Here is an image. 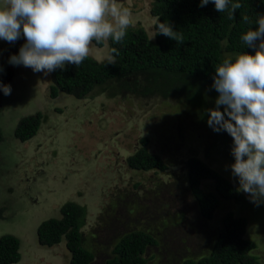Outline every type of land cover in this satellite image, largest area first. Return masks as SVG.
Instances as JSON below:
<instances>
[{"label":"rangeland","instance_id":"obj_1","mask_svg":"<svg viewBox=\"0 0 264 264\" xmlns=\"http://www.w3.org/2000/svg\"><path fill=\"white\" fill-rule=\"evenodd\" d=\"M136 1L140 5L135 0H116V4L131 11L130 27L140 24L152 37V0ZM3 3L0 0V6ZM21 44L11 55L18 53ZM8 45L0 40V60ZM110 49L109 40L103 46L93 42L89 54L102 62ZM16 68L9 82L11 95L0 97V236L12 235L21 242L17 264L69 263L64 243L42 247L36 237L38 225L59 217V208L66 202L86 207L82 232L85 247L94 255L92 264H104L115 239L131 230H147L158 241L143 256L147 264H182L189 257H201L211 249L222 218L230 212L247 218L245 238L256 244L255 264H264V203L260 208L241 209L222 201L212 220L196 212L186 189L184 164L189 157L196 154L237 189L238 183L226 168L232 163L208 148L205 132L191 136L177 97L143 94L140 86L145 79L139 76L140 85L132 81L131 89L117 92L111 85L82 100L67 94L51 99L49 75ZM36 113L43 116L39 132L19 143L14 137L18 122ZM144 137L149 151L168 165L167 171L128 168L127 157ZM202 188L213 191L214 184L206 181Z\"/></svg>","mask_w":264,"mask_h":264},{"label":"trees","instance_id":"obj_2","mask_svg":"<svg viewBox=\"0 0 264 264\" xmlns=\"http://www.w3.org/2000/svg\"><path fill=\"white\" fill-rule=\"evenodd\" d=\"M233 2L241 3L242 7L234 13L235 19L230 20L228 12H217L211 2L200 7V0H152L149 9V16L153 20L152 37L140 24L128 28L122 43L109 40L111 48H116L118 52V55L113 53L116 56L115 64H108L106 60L99 62L89 54L78 68L67 65L64 70L57 69L51 73L49 96L54 99L63 93L82 100L111 85L117 92L131 89L129 83L140 85L138 77L143 76L145 81L140 86L143 94L177 97L183 107L180 116L187 120L186 127L191 136L197 131H204L208 148L213 149L217 158L224 157L233 163L231 136L223 131L216 133L208 127L205 110L215 106L218 93L211 88L212 77L224 56L240 51L254 54L253 49L244 45L241 37L249 27H253V30L258 27L254 21L257 19L256 13H264V0ZM245 15L253 24L243 21ZM157 16L160 22H170L174 30L183 35V43H176L161 34L154 36ZM20 41L8 45L4 50L5 57L0 60L3 67L0 81L4 84L12 81L14 69H17L13 66L12 71H8L7 64L10 50H16ZM95 44L103 46V42ZM2 95L0 91V97ZM42 119L40 113L22 118L14 130L15 140L19 143L32 140L39 132ZM140 142V147L126 159L128 168L144 173L167 171L168 165L162 158L149 151L148 138L144 137ZM195 155L189 157L184 165L187 168L186 189L192 196L198 215L212 220L222 201L234 202L241 209L263 206L251 203L225 176ZM206 181L213 182V191L202 188V183ZM137 187L134 184V188ZM2 211L0 209V219ZM86 215V207L74 202L64 203L59 208V217L46 219L38 225V244L53 248L64 243L70 254L68 264H92L94 255L85 247L82 232ZM247 223V218H236L233 213H228L222 218L209 252L198 258L184 259L182 264H255L252 251L256 244L245 238ZM157 245L156 237L147 230L121 233L114 241L112 255L104 260V264H147L144 254L148 248ZM20 248L18 238L1 235L0 264H17L21 257Z\"/></svg>","mask_w":264,"mask_h":264},{"label":"clouds","instance_id":"obj_3","mask_svg":"<svg viewBox=\"0 0 264 264\" xmlns=\"http://www.w3.org/2000/svg\"><path fill=\"white\" fill-rule=\"evenodd\" d=\"M210 2L217 12H228L230 20L242 7L233 0H200L199 6ZM139 14L142 16L143 10ZM131 16V11L118 7L116 0H4L0 6V40L9 44L25 41L17 54L11 55L10 50L7 70L23 66L49 75L50 88L51 73L67 65L80 67L93 42L122 43L132 26ZM256 16L254 24L258 27H249L241 37L254 54L240 51L224 56L212 77L211 88L218 93L215 106L205 112L208 127L232 138L234 162L226 168L238 183V191L259 206L264 203V13ZM242 19L253 24L247 15ZM154 26V36L161 34L183 43V35L170 22H160L157 16ZM113 53L118 55L116 48L105 54L108 64L116 63ZM0 91L11 95V85L0 81Z\"/></svg>","mask_w":264,"mask_h":264}]
</instances>
